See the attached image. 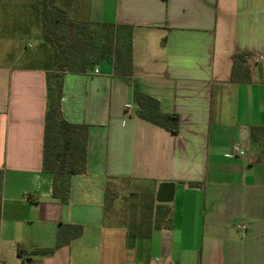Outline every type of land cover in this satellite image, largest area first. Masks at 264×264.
<instances>
[{
	"label": "crops",
	"instance_id": "obj_1",
	"mask_svg": "<svg viewBox=\"0 0 264 264\" xmlns=\"http://www.w3.org/2000/svg\"><path fill=\"white\" fill-rule=\"evenodd\" d=\"M26 2L0 0V264H264V136L249 135L264 127V0H55L75 20L131 26L132 80L178 119L172 135L139 118L109 59L64 74L62 117L87 127L66 204L41 168L46 85L22 64L38 36L25 32ZM236 55L249 82L238 69L231 80ZM234 143L245 154L228 159ZM162 183L174 184L170 226L128 247L141 223L104 208L106 191L154 199ZM58 224L82 234L34 254L54 247Z\"/></svg>",
	"mask_w": 264,
	"mask_h": 264
},
{
	"label": "trees",
	"instance_id": "obj_2",
	"mask_svg": "<svg viewBox=\"0 0 264 264\" xmlns=\"http://www.w3.org/2000/svg\"><path fill=\"white\" fill-rule=\"evenodd\" d=\"M25 32L32 28L38 32L37 46L51 49V57L41 68L45 74L46 102L42 143V171L52 176L51 195L61 204H66L69 193V179L85 172L87 127L70 124L61 114L62 82L64 74H83L93 69L102 60H111L114 75L132 85L136 115L170 134L178 131V119L174 114L162 113L159 103L142 93L132 80L131 31L129 25L92 23L75 20L64 9L55 5V0H26ZM1 11V10H0ZM29 37H31L29 35ZM243 55L234 57L231 80L238 69L243 82H249L248 71L243 67ZM250 140L258 142L264 136V127H251ZM111 199L106 191L104 208ZM150 215L137 227H130L126 245L131 246L137 237L148 238L152 229L170 226V210L166 204H157L152 199ZM82 234L78 225L58 224L55 245L51 249H38L34 254L49 255L67 245Z\"/></svg>",
	"mask_w": 264,
	"mask_h": 264
},
{
	"label": "rangeland",
	"instance_id": "obj_3",
	"mask_svg": "<svg viewBox=\"0 0 264 264\" xmlns=\"http://www.w3.org/2000/svg\"><path fill=\"white\" fill-rule=\"evenodd\" d=\"M25 51L30 53L29 56L22 62L24 66H38L43 68L44 63L51 57V49L37 46L35 39L26 41ZM115 184V189L108 190L111 199L109 200L108 209H113L116 212H127L129 217L136 218L140 223L145 221L150 213V208L153 207L152 198L144 194L124 195V191H120ZM143 191H147L149 186L141 185ZM115 198V199H114Z\"/></svg>",
	"mask_w": 264,
	"mask_h": 264
},
{
	"label": "water",
	"instance_id": "obj_4",
	"mask_svg": "<svg viewBox=\"0 0 264 264\" xmlns=\"http://www.w3.org/2000/svg\"><path fill=\"white\" fill-rule=\"evenodd\" d=\"M189 189L196 188L194 184L188 185ZM174 184L162 183L158 186L154 200L158 204H169L173 200Z\"/></svg>",
	"mask_w": 264,
	"mask_h": 264
},
{
	"label": "built area",
	"instance_id": "obj_5",
	"mask_svg": "<svg viewBox=\"0 0 264 264\" xmlns=\"http://www.w3.org/2000/svg\"><path fill=\"white\" fill-rule=\"evenodd\" d=\"M95 72H96V71H95ZM244 154H245V152H244V150L240 147V145L237 144V143H234V144L230 147L228 153L226 154V158H228V159L240 158V157L244 156ZM241 228H243V227H241ZM129 264H139V263L131 262V263H129Z\"/></svg>",
	"mask_w": 264,
	"mask_h": 264
}]
</instances>
